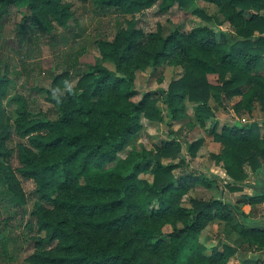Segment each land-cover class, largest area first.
Returning a JSON list of instances; mask_svg holds the SVG:
<instances>
[{
    "label": "trees",
    "instance_id": "16d2710c",
    "mask_svg": "<svg viewBox=\"0 0 264 264\" xmlns=\"http://www.w3.org/2000/svg\"><path fill=\"white\" fill-rule=\"evenodd\" d=\"M197 1L215 5L234 27V34L218 36L211 28H198L187 34L173 31L167 36L157 33L144 37L132 23L128 29L118 24L112 42L95 43L101 59L111 62L115 70L90 65L83 73L73 69L55 75L46 91L52 117L33 115L22 103L21 116L10 125L3 108L8 71L2 70L0 61V208L12 209L14 215L24 208L26 201L16 182L19 176L34 182L39 201L50 200L56 190L63 191L66 198L53 201L56 209L84 217L83 225L88 230L83 235L76 230L72 236L71 227L66 229L59 222L48 220L46 211L38 206L32 212L37 232L47 231L48 235L33 239L34 252L26 263L159 264L163 257L164 264H228L237 253L234 247L222 245V251L213 249L208 258L198 253L202 250L196 241L198 232L213 218L232 224L238 217L241 239L250 240L254 251L264 250V219H250L236 205L219 200L192 201L194 217L182 230L169 236V244L154 237L155 219L165 216L166 208L174 204L172 197L184 195L191 184L200 180L192 174L176 179L173 171L181 164L162 162L181 153L178 141L155 147L152 158L133 153L127 167L119 164L110 172L113 185L108 183L109 178L98 174L91 180L96 171L113 163L128 146L141 129L142 117L163 122L159 101L150 94L143 95L138 102L132 101L137 95L132 85L134 70L154 68L166 60L184 67L182 75L168 85L163 101L172 120L182 118L186 101L195 105L194 118L204 129L206 122L213 119L209 101L222 105L235 97H241L234 105L236 114L251 113L255 103L264 114V77L260 75L264 68V0H79L91 3L99 13L116 16H134L157 2L159 12H165L174 4L186 8ZM66 2L0 0V20L11 7H25L27 14L22 16L17 32L22 43L27 37L34 38L37 32L48 33L53 22L66 28L73 18ZM73 73L77 77L75 85L71 82ZM208 75H216L217 83H210ZM260 125L264 127V122L223 125L217 132L218 124L214 122L205 129L214 142L222 145L223 169L234 184L247 179L246 168L255 175L257 184L247 185L252 194L242 195L238 202L253 208L264 204V132H259ZM13 133L26 143L15 146L19 166L12 170L5 164L13 155L14 149L7 146ZM203 142L188 143L186 154L194 159ZM140 172L152 174L150 186L137 179ZM80 179L83 184H79ZM139 184H143L146 194L138 196L135 192ZM231 191L241 190L234 185ZM154 201L160 209L150 211ZM68 239L65 253L51 257L50 246ZM0 242L7 252L3 241Z\"/></svg>",
    "mask_w": 264,
    "mask_h": 264
},
{
    "label": "rangeland",
    "instance_id": "374dc122",
    "mask_svg": "<svg viewBox=\"0 0 264 264\" xmlns=\"http://www.w3.org/2000/svg\"><path fill=\"white\" fill-rule=\"evenodd\" d=\"M159 2L134 16H116L110 12L103 14L95 11L91 3L83 4L79 0H67L66 3L73 12V18L68 22L66 28L53 22L48 33L39 32V34L37 32L33 36L34 38L27 37L22 43L19 41L17 32L22 23V16L27 13L23 6L11 7L8 15L0 20V61L2 70L4 71L6 68L8 71L3 108L10 120V125L21 116L19 112L22 110V103L33 115L45 114L52 117L51 105L46 102V91L53 77L64 70L73 71L74 69L76 73H83L90 65H102L114 71L115 68L111 62L101 59L95 43L98 40L112 42L119 26L128 29L129 24L132 23L144 37L157 33L167 36L173 31L187 34L198 28H211L218 36L220 33L234 34V27L213 4L197 1L186 8L174 4L167 11L159 12ZM169 62L166 60L154 68L148 66L145 69L134 70L132 81L133 88L137 93L132 101L138 102L143 95L150 94L152 98L159 101L158 109L163 116V122H152L142 117L140 120L141 129L131 138L128 146L118 154L113 163L107 164L103 169L93 173L91 180H94V176L98 174L102 178H109L108 183L113 185L114 181L110 177V172L117 169L119 164H124L122 165L124 168L127 167L128 158L133 153H138V157L148 154L152 158L155 147L174 140L180 143L181 153L173 160L163 159L162 162L172 161L181 164L173 171L176 179L182 175L192 174L200 180L191 184L184 195L172 197L174 204L166 208L165 216L155 219L153 230L156 239H162L169 244V236L174 231L182 230L185 224L191 222L194 217V214L191 213L192 201L219 200L226 205H236L250 219H264L263 204L254 208L238 204L242 195L252 194V189L247 185L257 184L255 175L246 168L247 179L241 184H234L225 175L223 169L221 157L224 150L222 145L214 142L205 131L211 127L216 117L220 119L216 120L217 124H221L224 121L232 122L235 117H244L245 115L236 114L235 100L226 101L222 105H216L213 100H210L209 105L212 108L213 119L208 120L203 129L199 127L194 118L195 105L185 101L182 118L172 120L163 106V101L168 85L172 80L178 79L182 75L184 67ZM73 75L71 82L75 85L77 77L74 73ZM208 80L212 84L217 83L216 75H208ZM260 130L263 132V128ZM197 140L204 142L196 152L194 159H191L186 154L187 144ZM19 143H26V140L19 139L14 133L7 142L8 148L14 150L9 163L5 166H9L12 170L19 166L15 151V146ZM261 174L264 178V164ZM137 179L150 186L152 174L140 172ZM16 182L18 190L24 195L26 202L24 208L15 215L12 209L5 211L0 208V240L3 241L7 250V252L4 251L0 242V264H28L26 259L34 252L33 239L47 237V231L37 232V220L32 216V212L38 206L46 211L45 216L48 220L59 222L66 229L71 227L69 233L72 236L76 235V230L82 235L88 231L83 225L84 217H74L67 211L56 209L53 201L58 198L65 199L66 195L63 191L56 190L50 196V200L39 201L34 193L33 181L17 176ZM79 184H83L82 179ZM234 185L240 187L241 191H231ZM135 192L138 196L146 194L143 184L137 185ZM158 209H160V205L156 201L149 206L150 211ZM238 231V217H235L232 224L213 218L198 232L197 245L202 246V250H198V253L208 258L213 249L222 251V245H228L237 249V253L229 260L228 264L236 263L238 259L246 257V252H254L255 249L254 246L249 245L250 240L241 239ZM69 243V239L65 242L53 243L49 249L51 250L50 256H62ZM162 262L163 257L159 264ZM242 264L247 263L245 261Z\"/></svg>",
    "mask_w": 264,
    "mask_h": 264
},
{
    "label": "crops",
    "instance_id": "0c3cea01",
    "mask_svg": "<svg viewBox=\"0 0 264 264\" xmlns=\"http://www.w3.org/2000/svg\"><path fill=\"white\" fill-rule=\"evenodd\" d=\"M260 75L262 77H264V68L260 72ZM232 100H235L234 102L238 103L241 100V97H235ZM242 115H245V116L244 117H235V120L234 121L232 120V122L231 121L230 122L224 121L221 124H218L217 132H220L223 125L244 126V125H249L250 123H259L260 124V123L264 122V114L260 111V108H259L257 103L254 104L253 110L251 113L244 112V113L240 114V116H242ZM216 120H220V119H218V117H216L214 122H217ZM260 128H263V132H264V127L262 125L259 126V132L261 134H263V132L261 131L262 129L260 130ZM209 137H211V136H209ZM238 253L240 254V252H238ZM245 261L247 264H264V250L254 251V252H246V257L241 258L240 260L238 259L237 262L234 264H242Z\"/></svg>",
    "mask_w": 264,
    "mask_h": 264
},
{
    "label": "water",
    "instance_id": "95a60500",
    "mask_svg": "<svg viewBox=\"0 0 264 264\" xmlns=\"http://www.w3.org/2000/svg\"><path fill=\"white\" fill-rule=\"evenodd\" d=\"M264 194V182H263V186H262V190H261ZM262 230L264 231V227H262Z\"/></svg>",
    "mask_w": 264,
    "mask_h": 264
}]
</instances>
